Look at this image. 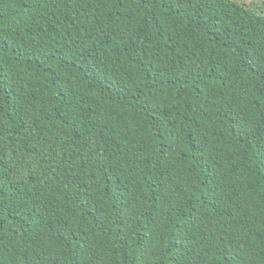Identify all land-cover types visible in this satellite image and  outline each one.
<instances>
[{
	"label": "trees",
	"instance_id": "obj_1",
	"mask_svg": "<svg viewBox=\"0 0 264 264\" xmlns=\"http://www.w3.org/2000/svg\"><path fill=\"white\" fill-rule=\"evenodd\" d=\"M0 264H264L263 8L0 0Z\"/></svg>",
	"mask_w": 264,
	"mask_h": 264
},
{
	"label": "rangeland",
	"instance_id": "obj_2",
	"mask_svg": "<svg viewBox=\"0 0 264 264\" xmlns=\"http://www.w3.org/2000/svg\"><path fill=\"white\" fill-rule=\"evenodd\" d=\"M243 1H245V2H247L249 4H252L254 2H257L258 3V7H262L263 10H264V7H263L264 0H243Z\"/></svg>",
	"mask_w": 264,
	"mask_h": 264
}]
</instances>
